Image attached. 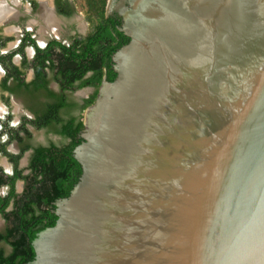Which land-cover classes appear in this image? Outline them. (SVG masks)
Segmentation results:
<instances>
[{
    "label": "water",
    "instance_id": "1",
    "mask_svg": "<svg viewBox=\"0 0 264 264\" xmlns=\"http://www.w3.org/2000/svg\"><path fill=\"white\" fill-rule=\"evenodd\" d=\"M118 9L130 42L31 264H264V0Z\"/></svg>",
    "mask_w": 264,
    "mask_h": 264
},
{
    "label": "flooded vegetation",
    "instance_id": "2",
    "mask_svg": "<svg viewBox=\"0 0 264 264\" xmlns=\"http://www.w3.org/2000/svg\"><path fill=\"white\" fill-rule=\"evenodd\" d=\"M120 2L121 0H113L109 5L108 0L105 14L107 17L115 16L119 20L117 28L129 36L123 29L124 18L118 9ZM92 29L93 26L87 19L85 3L81 0H0V57L10 55L12 63L16 66L15 70L6 69L0 61V173L4 178L14 176L17 169L23 170V175H31V160L37 147H61L69 144L71 139L60 135L56 130L71 118L82 119L84 129L80 136L84 139L86 110L96 102L104 82L109 80L104 76L97 88L64 86L58 59L61 50L55 48L52 60L47 59L44 68L46 86L37 87L34 67L37 50L32 41L43 49L54 41L71 46L77 38L87 37ZM26 38L28 40L22 48ZM116 52L112 56V67L118 76L114 60ZM8 73L11 75L4 83ZM90 75L91 72L86 77ZM96 91L94 103L81 112L85 99ZM61 102L66 104L58 109L56 116L53 112L50 114L51 105ZM39 120H50L51 123L40 126ZM10 154L19 156L17 164ZM29 179L16 180L18 198L23 195ZM9 192V183L0 185L1 196H6ZM60 199L62 198L54 203L58 218L56 203ZM13 207L12 201L8 210ZM9 225L10 222L0 214V233L5 234ZM0 247H4L7 253L11 251L10 245L3 241H0Z\"/></svg>",
    "mask_w": 264,
    "mask_h": 264
},
{
    "label": "trees",
    "instance_id": "3",
    "mask_svg": "<svg viewBox=\"0 0 264 264\" xmlns=\"http://www.w3.org/2000/svg\"><path fill=\"white\" fill-rule=\"evenodd\" d=\"M81 1L85 3L87 19L93 26L87 37L77 38L71 46L54 41L45 49L38 47L32 41L37 50L34 62L37 87L46 86L44 68L47 65V59L52 60L55 48L61 50L58 53V59L64 86L73 88L95 86L97 88L104 76L109 81L115 80L117 73L112 67V56L123 45L129 43L130 37L117 28L119 20L115 16H106L105 8L108 0ZM27 40L28 38L24 40L22 48ZM10 57V55L2 56L0 61L6 69L15 70L16 66ZM24 62L26 63V60ZM89 72L91 75L86 77ZM10 75L11 73H8L4 83ZM96 96L97 91L85 99L81 112L94 103ZM65 104L61 102L51 105L49 113L53 112L56 116L55 113ZM50 123V120L43 122L39 120L40 126ZM83 129L84 123L80 118H71L62 124V127L56 131L70 138L71 142L61 147L56 145L37 147L31 160V175H23V170L17 169L14 176L6 179L0 173V185L6 183L10 185L9 194L0 195V214L10 222L6 233H0V241L11 247L9 253L4 247H0V264H31L36 258L33 241L40 231L53 227L57 223L55 201L68 197L82 175V165L73 155V150L84 141L80 136ZM10 156L14 157L11 154ZM18 158L19 156L13 158L15 164L18 163ZM18 178H30L27 188L19 198L15 188ZM12 201L14 207L9 211Z\"/></svg>",
    "mask_w": 264,
    "mask_h": 264
},
{
    "label": "bare ground",
    "instance_id": "4",
    "mask_svg": "<svg viewBox=\"0 0 264 264\" xmlns=\"http://www.w3.org/2000/svg\"><path fill=\"white\" fill-rule=\"evenodd\" d=\"M46 6V5H45ZM47 10H48V8H47ZM51 18V17H50Z\"/></svg>",
    "mask_w": 264,
    "mask_h": 264
}]
</instances>
